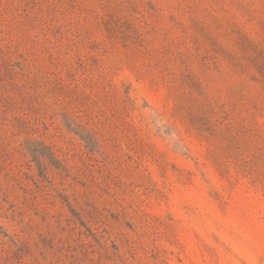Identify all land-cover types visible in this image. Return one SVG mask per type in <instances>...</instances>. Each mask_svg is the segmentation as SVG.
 <instances>
[{
	"label": "rangeland",
	"instance_id": "1",
	"mask_svg": "<svg viewBox=\"0 0 264 264\" xmlns=\"http://www.w3.org/2000/svg\"><path fill=\"white\" fill-rule=\"evenodd\" d=\"M0 264H264V0H0Z\"/></svg>",
	"mask_w": 264,
	"mask_h": 264
}]
</instances>
